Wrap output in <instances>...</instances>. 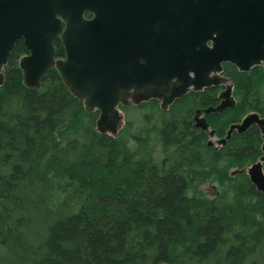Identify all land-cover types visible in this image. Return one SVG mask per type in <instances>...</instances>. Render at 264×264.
<instances>
[{
    "label": "trees",
    "instance_id": "1",
    "mask_svg": "<svg viewBox=\"0 0 264 264\" xmlns=\"http://www.w3.org/2000/svg\"><path fill=\"white\" fill-rule=\"evenodd\" d=\"M28 53L17 41L0 85V264H264V194L247 175L261 133L252 125L209 146L193 122L222 88L166 110L157 100L119 106L124 124L111 136L54 68L26 88ZM222 74L236 104L205 116L218 140L250 113L264 119V65L224 64Z\"/></svg>",
    "mask_w": 264,
    "mask_h": 264
},
{
    "label": "water",
    "instance_id": "2",
    "mask_svg": "<svg viewBox=\"0 0 264 264\" xmlns=\"http://www.w3.org/2000/svg\"><path fill=\"white\" fill-rule=\"evenodd\" d=\"M19 40L29 52L19 62L23 85L38 90L54 68L84 110L98 112L101 134L122 128L119 106L157 100L166 110L190 92L222 88L216 107L194 111V126L221 147L256 125L263 155L247 175L264 194V119L248 114L220 140L205 119L236 104L224 64L243 73L264 64V0H0V85Z\"/></svg>",
    "mask_w": 264,
    "mask_h": 264
},
{
    "label": "rangeland",
    "instance_id": "3",
    "mask_svg": "<svg viewBox=\"0 0 264 264\" xmlns=\"http://www.w3.org/2000/svg\"><path fill=\"white\" fill-rule=\"evenodd\" d=\"M231 175H234V171L231 172ZM201 190L204 194L211 196L212 193L215 192L216 188L213 185H205L201 188Z\"/></svg>",
    "mask_w": 264,
    "mask_h": 264
}]
</instances>
